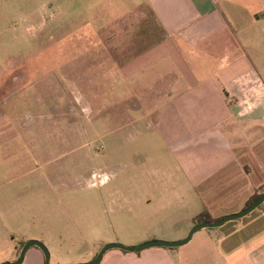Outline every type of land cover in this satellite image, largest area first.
<instances>
[{"label": "crops", "instance_id": "0c3cea01", "mask_svg": "<svg viewBox=\"0 0 264 264\" xmlns=\"http://www.w3.org/2000/svg\"><path fill=\"white\" fill-rule=\"evenodd\" d=\"M55 9L64 27L75 24L77 51L145 42L124 52L136 59L123 70L125 87L141 90L131 104L145 106L124 128L152 137L146 162L129 164L144 193L125 195L120 212L142 224L135 244L180 241L205 212L243 210L264 186V0H0V72L12 74L0 90L26 70L21 46L29 56L30 41L52 38ZM23 264L45 256L32 248ZM101 264H264V204L182 247L111 250Z\"/></svg>", "mask_w": 264, "mask_h": 264}, {"label": "rangeland", "instance_id": "374dc122", "mask_svg": "<svg viewBox=\"0 0 264 264\" xmlns=\"http://www.w3.org/2000/svg\"><path fill=\"white\" fill-rule=\"evenodd\" d=\"M53 11L52 38L30 41L29 56L21 46L26 70L0 90V264L17 260L29 240L48 247L51 264L87 263L106 244L136 246L142 231L120 212L125 195L144 193L129 164L146 162L152 137L124 128L145 106L131 104L141 90L125 87L123 70L136 59L124 52L145 42L117 41L110 53L101 44L95 54L89 41L77 51L75 24L64 27Z\"/></svg>", "mask_w": 264, "mask_h": 264}, {"label": "water", "instance_id": "95a60500", "mask_svg": "<svg viewBox=\"0 0 264 264\" xmlns=\"http://www.w3.org/2000/svg\"><path fill=\"white\" fill-rule=\"evenodd\" d=\"M263 204H264V194L256 202H254L250 207L244 208L238 213L228 215L217 221H207V222H201V223L196 224L191 229L188 236L185 239L180 240V241L167 242V241H161V240H154V241H149V242L137 245V246H126L124 244L117 243V242L106 244L101 249V251L99 252L96 258H94L90 262L81 263V264H101L104 256L107 254V252L111 250H122L128 253L139 254L143 251L153 249V248H170V249L179 248V247H182L188 244L197 233L203 230H206V229H218L229 223L242 220L246 218L247 216H249L254 211H256L257 209H259ZM34 247H37L43 252L45 256V264H51V253L48 247L43 242H40L38 240H29L24 245V248L22 249L20 256L17 260L5 262L2 264H23L27 253L29 252L30 249Z\"/></svg>", "mask_w": 264, "mask_h": 264}, {"label": "trees", "instance_id": "16d2710c", "mask_svg": "<svg viewBox=\"0 0 264 264\" xmlns=\"http://www.w3.org/2000/svg\"><path fill=\"white\" fill-rule=\"evenodd\" d=\"M263 194L260 192H257L255 195L252 196V198L247 202L246 207H250L254 202H256ZM261 208V207H260ZM219 220V219H218ZM207 221H217V220H211L210 216L205 212L204 214L198 216L195 220V222L201 223V222H207Z\"/></svg>", "mask_w": 264, "mask_h": 264}, {"label": "flooded vegetation", "instance_id": "af4514ba", "mask_svg": "<svg viewBox=\"0 0 264 264\" xmlns=\"http://www.w3.org/2000/svg\"><path fill=\"white\" fill-rule=\"evenodd\" d=\"M94 161V160H93ZM99 178H101L100 174L98 175Z\"/></svg>", "mask_w": 264, "mask_h": 264}]
</instances>
